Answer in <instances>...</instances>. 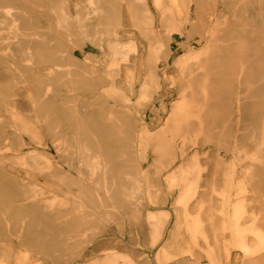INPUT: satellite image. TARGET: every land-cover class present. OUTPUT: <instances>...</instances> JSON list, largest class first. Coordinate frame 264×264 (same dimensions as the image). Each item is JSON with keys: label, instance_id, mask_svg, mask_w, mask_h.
<instances>
[{"label": "bare ground", "instance_id": "obj_1", "mask_svg": "<svg viewBox=\"0 0 264 264\" xmlns=\"http://www.w3.org/2000/svg\"><path fill=\"white\" fill-rule=\"evenodd\" d=\"M46 1L48 3H45ZM111 1L0 0V25L3 26L0 30L15 29L11 26L14 20H18L20 26V32L5 38V50L12 53V57L18 60L19 64L22 60L34 62L35 70L29 65L21 64L26 74L43 77L41 75L47 73L53 83L63 85L66 83L65 79L69 81L68 76L74 75L75 70L49 71L52 65L47 67V57L60 61L57 51L63 49V43L56 41L50 46L44 42L51 39L50 34L55 33V28L62 31L85 28V38L81 37L80 43L89 42L96 45L100 37L114 41L113 47L105 54L110 72L119 73L115 67L117 68L121 60L131 62L132 67H126L124 71L125 76L130 78L127 79V86L132 93L136 88L133 81L138 82L141 78L139 67L142 64L148 65L152 59L157 60L162 51L161 44L156 43L155 47L152 44L157 38V28L171 39V32L177 31L176 23L185 21L180 19L183 14H192V6L189 5L192 0H150V3L149 0H136L140 2V9L133 6L134 0H121L126 2L124 6L112 5ZM210 1L216 16L228 7H233L234 11H239L240 14H237L232 23L227 17H222L223 24L229 25L227 28L222 26L223 28L217 29L214 21L207 28L203 37L206 38L205 44L199 50L193 51L194 54L190 53L187 57H176L173 64L180 75L177 97L168 107L162 125L152 132L142 122L139 131L124 134L121 140L125 151L122 154H141L144 147H148L150 141H153L151 146L154 153L163 158L168 156V147L176 140H180L181 146H185L196 144L200 139H211L206 126L209 121V115L206 113L207 73L200 63V57L211 49L207 43L218 31L225 34L228 41L223 45L218 42L213 47L211 59L215 81L212 85L215 97L212 119L218 145L217 162L220 150L224 148L232 158L229 163L221 160L226 163L224 169L232 172L238 168L241 172L235 182L240 197L233 202L229 218H225L227 216L220 205L217 214L223 218L222 221L219 224L209 221L214 244L209 243L206 224L201 217L204 202L198 201L191 211L188 208L197 188L196 181L188 178L191 165L180 166L178 171L182 178L177 180L174 176H169L166 183L171 190L180 188L181 191L174 200L176 216L178 215V219L185 217V220L189 221L194 240L201 239L205 244L212 264H232L233 250L239 252L241 264H264V218L261 219L260 215L253 211L247 212L243 199L247 188L264 185V0ZM83 2H86L85 6L82 5ZM52 3L55 8L60 6L58 8L62 9L56 15L57 18L49 13V10L54 8ZM62 5L64 6L61 7ZM125 14L134 19L135 32L132 35L125 30ZM72 16L76 17V22H73ZM51 23H55V26L52 27ZM198 32L204 33L202 25L199 26ZM137 36L147 38L146 42ZM124 39L128 41L123 43ZM200 40L201 38L193 42L191 48L199 44ZM144 42L146 46L143 45ZM21 50L24 52L23 56L20 55ZM65 64H70V67L83 66L73 58ZM56 66L60 67L58 64ZM164 69L165 67L161 71L162 75L165 74ZM4 71V74L9 73ZM199 77L203 78L198 79ZM42 79L49 82V78ZM95 80L87 87L89 102L100 100L109 89L129 101L112 82L108 83V86L98 79ZM152 85L159 88V76L148 70L141 78L138 96H147ZM48 89H43L35 101L51 114L49 137L45 139L44 136L38 135L33 137L34 143L27 142L19 130L18 133L13 130L9 136H16L19 142L13 153H9L10 148L0 145V264H57L52 261L50 254V246L54 245V242L58 245L63 242L62 238L61 242L53 238L56 227L66 228L65 224L76 222L81 228H75L71 236L82 237L85 232L81 224L86 223L85 220L102 218L110 221L116 216L117 207L112 206L119 202L114 198V194L112 195L114 182L110 170L111 157L103 150L104 138L96 142L80 138L78 134L68 135L65 122L69 121L70 100L66 93L58 88H54V98L49 99L51 95L46 92ZM225 99L226 111L223 109ZM161 107L165 108L164 105ZM41 119L43 120V117ZM226 142L228 145H222ZM50 152L54 157H51ZM159 169L160 166L155 167V170ZM86 181L94 183L95 190L89 189ZM135 183L139 184L137 180ZM147 186L151 187L148 181ZM147 197L153 201L150 193ZM154 218V214H147L150 222ZM177 229L178 227L174 235L179 234ZM59 231L61 229L57 232ZM226 235H229V238ZM101 238L106 240L105 237ZM173 246L174 242L172 245L162 246L161 253L168 259H176V264H184L185 261L179 258L187 251L177 245V249L172 253ZM92 256L99 258L94 250L85 256L81 253L80 264L91 261L94 258ZM105 258L109 260L110 254H106Z\"/></svg>", "mask_w": 264, "mask_h": 264}, {"label": "rangeland", "instance_id": "obj_2", "mask_svg": "<svg viewBox=\"0 0 264 264\" xmlns=\"http://www.w3.org/2000/svg\"><path fill=\"white\" fill-rule=\"evenodd\" d=\"M120 1L112 0L110 3L124 6L126 2ZM52 5L54 6V3ZM82 5L85 6L86 2H83ZM189 5L192 6V14L180 16V19H185V21L176 23L177 31L171 32V39L160 28H157V38L153 40L152 44H154L153 47L156 43L157 45L158 43L161 44L162 51L157 60L154 61L151 58L152 60L148 65L142 64L139 67L142 72L140 71L139 74H141V78L143 73L148 70L155 75L157 74L160 85L159 88L152 85L145 97L138 96L141 78L138 82L133 81L136 88L132 93L127 86V79L130 78L125 76L124 70L126 67H132L131 62L121 60L117 68L115 67L119 73L110 72L105 54L113 47L114 41H110L106 37H100L96 41V45L89 42L86 44V42H79L81 37L85 38V28L69 31L66 29L62 31L60 28L54 29L55 33L50 34L51 39L44 43L53 46L56 41H62L63 49L57 51L61 58L60 61H54L50 56L47 57L45 62L47 67L52 65L49 71L51 69L75 70L73 76H68L69 81L65 79L66 83L62 85L53 83L52 78L47 73L41 76L49 78V82L43 81V77H37L31 73L26 74L23 72L21 64L29 65L32 70H35L34 62L22 60L19 64L18 60L12 57V53L5 50L7 42L5 38L12 37L15 32H20L18 20L11 23L15 29L0 30V145L10 148L9 153H13L19 144L16 136H9L13 130L17 133L19 130L27 142L34 143L33 137L38 135L47 139L52 126L49 122L51 114L48 110L37 105L35 100L41 95V91L47 88L49 89L46 92L51 95L49 99L54 98V88L56 90L58 88L59 91L66 93L65 95L70 100L68 103L69 121L65 122L68 135L78 134L80 138L96 142H100L104 138V142L102 141L103 150L108 152L111 157L110 170L114 182L112 195L114 194V198L116 197L119 202L116 206H112L117 207L116 216L110 221L102 218L93 221L85 220L86 223L81 224L85 232L82 237L71 236V233L74 234L75 228H81L80 225H76V222L65 224L67 225L66 228L56 227L57 230H54L53 238L57 242H61L62 238L63 242L59 245L54 242V245L50 246V254L52 261L57 264H76V262L80 264L79 256L81 253L85 256L93 250L96 251L99 258L92 256L94 258L85 264H107L108 262L111 264H176V259L166 258V255L164 256L160 250L162 246L172 245L173 242V250L169 248L172 253L177 249V245L187 251L179 258V260L185 261L184 264H212L211 255L205 244L201 239L194 240L193 232L189 229V221L185 220V217L178 219V215L176 216L174 200L181 190L178 187L169 189L166 178L169 176H174L177 180L182 178L178 168L191 165L192 169L188 172V178L196 181L197 188L195 197L191 200L188 208L191 211L198 201L204 202L201 217L206 224L209 243L214 244L209 221L214 224H219L222 221L223 218L217 214L220 205L223 206L227 216L225 218H229L232 213L233 202L240 197L235 182L241 176V172L238 168L232 172L224 169L226 163L224 164L221 160L228 163L232 160L224 148H221L219 162H217L218 145L215 138V123L212 119V116L214 117L213 103H215L212 85L215 81L212 75L214 64L211 59L213 47L218 42L223 45L228 41L225 34L218 31L210 42L207 41L211 49L200 57V63L206 69L204 72L207 73L208 108L206 113L209 115V121L206 126L211 139H200L196 144L185 146H181L180 140H176L172 146L168 147V156L163 158L154 153L151 146L153 141H150L148 147H144L141 154H130L129 156L122 154L125 151L121 140L124 134L139 131L142 122L152 132L157 131L162 125L168 107L177 97L180 75L177 67L173 64L176 57H187L190 53L191 55L194 54L193 51L199 50L205 44L206 38L203 37L207 28L214 21L217 29L227 28L229 25L223 24L222 17H227L232 23L237 14H240L239 11H234L233 7H228L216 16L213 3L210 0H192ZM133 6L140 9V2L134 0ZM58 7L55 8L54 6L53 9L49 10L51 16H56L62 11ZM73 18V22H76V17L72 16L71 19ZM125 21V30H128L132 35L135 32L134 19L125 14ZM51 24L52 27L55 26V23ZM201 25L204 27L203 34L198 32ZM0 27L3 28L2 25ZM137 37L141 38L140 36ZM200 38V43L191 48V44ZM141 39L146 42L147 38ZM123 41L125 43L128 40L124 39ZM145 42L144 46H146ZM123 43L121 42V45ZM181 43L183 44L181 45ZM23 54L24 52L21 50L20 55L23 56ZM71 58L77 59L83 66L81 68L80 65L70 67L68 66L70 64H65L70 62ZM57 64L60 66L59 68H57ZM164 67L165 74L162 75L161 71ZM4 70L9 73L4 74ZM201 78L203 77L198 79ZM94 79H98L99 82L106 85L112 82L128 97L129 101H125L123 97L115 94L108 87L109 91L103 98L89 102L87 87L94 83ZM55 84H59L60 87L59 85L55 87ZM163 105L166 109L161 107ZM223 106L224 111H226V99ZM224 133L227 134V131L224 130ZM222 145H228V142ZM34 147L36 148V145ZM50 155L54 157L52 152ZM156 166H160V169L155 170ZM135 180L139 184H136ZM146 180L151 187L148 188ZM86 183L89 189L95 190L96 185L94 183L91 181H86ZM148 193H150L153 201L148 199ZM154 196L156 197L154 198ZM243 199L247 212L253 211L258 213L261 219L264 218L263 184L255 185L253 189L247 188ZM148 213L155 215L151 222L147 219ZM246 220H248L247 217ZM261 226L263 227V225ZM176 227L179 229V234L175 233L174 235ZM59 229L61 231L57 232ZM101 237H105L106 240ZM226 237L229 238V235ZM67 239L69 240L65 242ZM108 253L110 259H104ZM239 257V252L233 250L232 264H241ZM263 262L264 257L262 258Z\"/></svg>", "mask_w": 264, "mask_h": 264}]
</instances>
